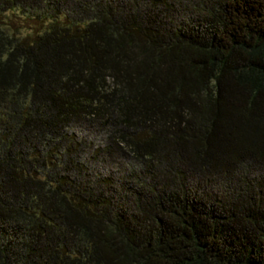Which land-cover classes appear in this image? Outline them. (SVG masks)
I'll return each instance as SVG.
<instances>
[{"label":"trees","instance_id":"1","mask_svg":"<svg viewBox=\"0 0 264 264\" xmlns=\"http://www.w3.org/2000/svg\"><path fill=\"white\" fill-rule=\"evenodd\" d=\"M0 264H264V0H0Z\"/></svg>","mask_w":264,"mask_h":264}]
</instances>
